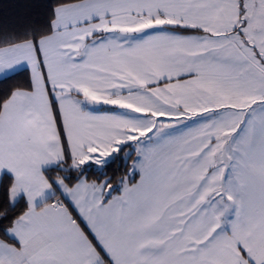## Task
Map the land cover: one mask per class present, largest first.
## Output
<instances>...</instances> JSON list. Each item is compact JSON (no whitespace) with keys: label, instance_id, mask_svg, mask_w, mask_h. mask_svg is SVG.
<instances>
[{"label":"snow or ice","instance_id":"1","mask_svg":"<svg viewBox=\"0 0 264 264\" xmlns=\"http://www.w3.org/2000/svg\"><path fill=\"white\" fill-rule=\"evenodd\" d=\"M0 264H264V0L0 28Z\"/></svg>","mask_w":264,"mask_h":264},{"label":"trees","instance_id":"2","mask_svg":"<svg viewBox=\"0 0 264 264\" xmlns=\"http://www.w3.org/2000/svg\"><path fill=\"white\" fill-rule=\"evenodd\" d=\"M51 0H0V28L20 30L38 19Z\"/></svg>","mask_w":264,"mask_h":264}]
</instances>
